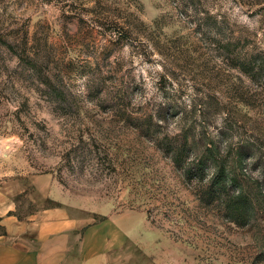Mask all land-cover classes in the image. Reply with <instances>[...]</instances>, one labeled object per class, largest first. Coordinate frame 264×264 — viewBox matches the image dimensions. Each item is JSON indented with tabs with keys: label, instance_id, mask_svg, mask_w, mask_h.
I'll return each instance as SVG.
<instances>
[{
	"label": "rangeland",
	"instance_id": "374dc122",
	"mask_svg": "<svg viewBox=\"0 0 264 264\" xmlns=\"http://www.w3.org/2000/svg\"><path fill=\"white\" fill-rule=\"evenodd\" d=\"M4 184L162 264H264V2L0 0Z\"/></svg>",
	"mask_w": 264,
	"mask_h": 264
},
{
	"label": "crops",
	"instance_id": "0c3cea01",
	"mask_svg": "<svg viewBox=\"0 0 264 264\" xmlns=\"http://www.w3.org/2000/svg\"><path fill=\"white\" fill-rule=\"evenodd\" d=\"M1 187L0 264H162L59 207L17 216L15 191Z\"/></svg>",
	"mask_w": 264,
	"mask_h": 264
},
{
	"label": "trees",
	"instance_id": "16d2710c",
	"mask_svg": "<svg viewBox=\"0 0 264 264\" xmlns=\"http://www.w3.org/2000/svg\"><path fill=\"white\" fill-rule=\"evenodd\" d=\"M241 2V4L245 7H248L249 9L251 7H254L256 5L262 4L264 2V0H239ZM205 151H207V153L204 155L202 154L201 156L193 159V161L191 162V164L188 165L187 167V174L190 175H199L200 174V178L202 177L201 175L203 174L205 165H206V160L207 159H211L213 158V156L215 155V151L214 148H205ZM209 151V152H208ZM184 153V146L182 145L181 148L178 150V152L176 153V157L181 158V154ZM212 156V157H211ZM209 157V158H208ZM215 158H217L215 156ZM215 158H213L215 160ZM221 160V158H218ZM223 161V160H222ZM220 161V162H222ZM218 162V161H216ZM219 168L216 174V178L213 182H211V186L208 187L209 190H212L213 188V184H219L221 187L225 186L226 184V173H225V166L223 163H219L218 164ZM196 172V173H193ZM190 177V176H189ZM230 181H235V178H230ZM221 192H218V194H220ZM224 204H225V209L227 210V212L229 213V215L233 218V219H242L245 217L246 213H247V205H246V201H245V196L244 194L241 193H237L234 194L233 196L229 197V198H225L223 199Z\"/></svg>",
	"mask_w": 264,
	"mask_h": 264
}]
</instances>
